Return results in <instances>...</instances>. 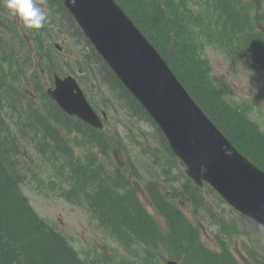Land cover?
Listing matches in <instances>:
<instances>
[{
	"label": "trees",
	"instance_id": "16d2710c",
	"mask_svg": "<svg viewBox=\"0 0 264 264\" xmlns=\"http://www.w3.org/2000/svg\"><path fill=\"white\" fill-rule=\"evenodd\" d=\"M200 74L201 70L194 73ZM192 75L186 78L188 86L193 91L199 87L205 97L200 101L206 111L211 109L215 112L214 117L222 129L229 131L239 125L244 131L243 126L249 125L244 114L218 97L209 100L205 87H201L205 84L204 79H195ZM1 142L0 139V264H87L77 259L76 252L67 244L44 236L39 227V223L42 224L40 220L29 218L17 196V185L22 179L16 169L18 161L7 158L1 150ZM260 157L264 163V154ZM139 205L137 202L125 208L124 212L114 211L123 217L124 230L119 233L120 242L134 245V254L127 264H164L166 258L178 259V264H238L223 239L217 238L218 251L206 247L200 241L197 228L188 224L174 206L163 205L169 227L168 236H165L158 233L152 218ZM221 225L227 235L225 238L232 240V235L238 230L236 225L233 221Z\"/></svg>",
	"mask_w": 264,
	"mask_h": 264
},
{
	"label": "rangeland",
	"instance_id": "374dc122",
	"mask_svg": "<svg viewBox=\"0 0 264 264\" xmlns=\"http://www.w3.org/2000/svg\"><path fill=\"white\" fill-rule=\"evenodd\" d=\"M246 1L253 2L252 0ZM260 6L261 8L259 9H253V15L257 10L264 11V3H261ZM253 24L255 27L261 26L263 29L264 21L258 23L253 19ZM165 47L167 48V46ZM203 50L204 55L210 64V76L218 85L222 94L225 97L230 96L233 100L242 101L244 103L247 102L252 105L250 115L264 132V118L261 116L264 113V98H254L255 93L259 89L258 84L253 83L250 78H248L245 70L240 67V64H231L230 61L226 60L213 45H206ZM29 51L30 53L33 52L31 47L29 48ZM19 65L21 68H24L27 66V62L22 61ZM221 78L224 79L225 82L221 83L219 81ZM227 92L230 93L229 96L227 95ZM253 100H259V106L257 108L253 105ZM213 109L216 110L217 108L214 107ZM257 109H259L260 112H258ZM105 110L111 115H114L115 119L118 121L119 130L126 131L128 128H139L146 133L154 135L150 124L143 121L137 122L136 120L138 117H130L122 114L121 111L115 112L117 109H114L113 106H108ZM121 139L123 143L128 140L125 136L121 137ZM77 144L80 145L79 140H77ZM18 145L17 153L13 154V157H17V159L22 161L25 166V168L19 169L21 172L25 171V174L28 177V182H26L28 184H24L22 189L24 194L29 198L34 210L43 219H46L47 222L58 229L60 233L73 244L74 248L78 250L79 256L87 257L88 262L94 264H120L124 256L123 250L114 242V240L103 233L104 231L99 226H96L95 223H93L92 226L86 223L84 215L85 211L81 206L73 205L72 207H68L58 195V187L66 189L68 186L65 182H70L67 178L69 169H67L66 165L59 160L53 163L45 161L44 153L46 148L44 146L42 149V157L33 146L27 145L25 140L21 141ZM158 145L159 141L157 143V146ZM171 171L173 176H175L174 174L177 173L176 167L171 169ZM55 176H58L59 178L55 179ZM174 184L177 185L178 181H175ZM32 185L37 186L42 192L35 195ZM77 200L81 202L83 201L82 199ZM142 201L148 211H150L157 220L160 229H164L165 224L163 219L156 214L155 210L149 206L148 202H145L143 198ZM180 207L193 220L191 208L185 204H180ZM219 207V205H215V208ZM203 226L204 228L202 229L206 231L201 234V240L209 248L217 249L214 241V238L217 239L219 237L216 236L215 233H220L217 231V226L215 227L214 224L206 223L204 221ZM240 228L242 231L244 230V232L232 235L234 239L229 247L233 249L234 255L241 264H260L248 259L246 255L243 254L240 247V243H242L243 239H246L247 242L250 241L251 244L252 242L250 239H253L254 255L259 260L263 259L264 250L262 249V246H264V241L260 236V231L256 227L252 229L251 226L244 227L241 224ZM221 237L225 240V237Z\"/></svg>",
	"mask_w": 264,
	"mask_h": 264
},
{
	"label": "water",
	"instance_id": "95a60500",
	"mask_svg": "<svg viewBox=\"0 0 264 264\" xmlns=\"http://www.w3.org/2000/svg\"><path fill=\"white\" fill-rule=\"evenodd\" d=\"M148 58L145 56L144 60H147ZM144 78V75L142 74H131L129 73V71H127V74L125 75V79L127 81L131 80V81H139L142 80ZM157 91L160 92L161 96V102H162V108H161V113L158 115V121L160 122V124L162 125V127L164 128L165 131H169V126L167 125L164 117L167 114V112L170 109V100L167 97V95L162 92L160 89H158ZM180 94H182V96L185 97L184 92L179 89ZM165 107V108H164ZM178 123L175 127V134L176 136H178L180 139L182 140H189V141H194L197 139L196 136L192 135V134H188L187 136L183 135V131H188L192 126H197L200 127L198 119L194 113V111L192 109L188 110V111H183L180 115V117L178 118ZM264 223V222H263Z\"/></svg>",
	"mask_w": 264,
	"mask_h": 264
},
{
	"label": "clouds",
	"instance_id": "9594fccd",
	"mask_svg": "<svg viewBox=\"0 0 264 264\" xmlns=\"http://www.w3.org/2000/svg\"><path fill=\"white\" fill-rule=\"evenodd\" d=\"M3 4L26 30H39L47 20L45 12L37 6L35 0H3Z\"/></svg>",
	"mask_w": 264,
	"mask_h": 264
}]
</instances>
